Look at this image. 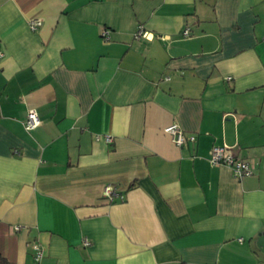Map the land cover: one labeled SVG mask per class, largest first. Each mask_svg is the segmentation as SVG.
<instances>
[{"label":"crops","instance_id":"1","mask_svg":"<svg viewBox=\"0 0 264 264\" xmlns=\"http://www.w3.org/2000/svg\"><path fill=\"white\" fill-rule=\"evenodd\" d=\"M263 36L264 0H0V256L264 264Z\"/></svg>","mask_w":264,"mask_h":264},{"label":"built area","instance_id":"2","mask_svg":"<svg viewBox=\"0 0 264 264\" xmlns=\"http://www.w3.org/2000/svg\"><path fill=\"white\" fill-rule=\"evenodd\" d=\"M31 27L36 28L41 24V20L35 19L31 22ZM184 35L189 34L188 28L183 30ZM108 30L104 29L102 31V36L107 38ZM137 35L145 36V32L142 31L141 26L138 28ZM264 39V36L262 37ZM40 124V118L35 110L30 109L27 112L26 119L24 121V127L27 130L34 129ZM164 132H166L172 139V141L177 145H182L186 141H194L195 136L193 134L186 135L182 129L178 126L177 123L171 122L163 128ZM106 140H110L107 136ZM210 162L212 164H224L231 168L233 175L236 178H243L245 176L252 174V168L250 163L246 160H242L237 158L232 152L231 148L228 146H213L210 152ZM112 191L110 186H106L104 188V193L109 194ZM84 244H88V241L84 240ZM34 250V259L39 260L42 256V250L38 243L34 242L32 244Z\"/></svg>","mask_w":264,"mask_h":264},{"label":"water","instance_id":"3","mask_svg":"<svg viewBox=\"0 0 264 264\" xmlns=\"http://www.w3.org/2000/svg\"><path fill=\"white\" fill-rule=\"evenodd\" d=\"M259 241H260V242H259V245H260V247H261V250H262L263 253H264V236H261Z\"/></svg>","mask_w":264,"mask_h":264},{"label":"trees","instance_id":"4","mask_svg":"<svg viewBox=\"0 0 264 264\" xmlns=\"http://www.w3.org/2000/svg\"><path fill=\"white\" fill-rule=\"evenodd\" d=\"M0 264H7L6 260L0 256Z\"/></svg>","mask_w":264,"mask_h":264}]
</instances>
